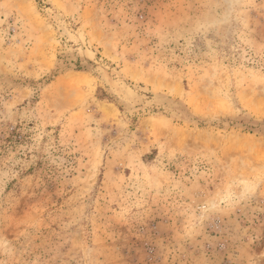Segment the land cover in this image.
Listing matches in <instances>:
<instances>
[{
  "label": "rangeland",
  "instance_id": "obj_1",
  "mask_svg": "<svg viewBox=\"0 0 264 264\" xmlns=\"http://www.w3.org/2000/svg\"><path fill=\"white\" fill-rule=\"evenodd\" d=\"M0 264H264V0H0Z\"/></svg>",
  "mask_w": 264,
  "mask_h": 264
}]
</instances>
